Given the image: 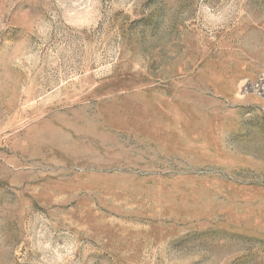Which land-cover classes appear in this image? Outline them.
Masks as SVG:
<instances>
[{"label":"rangeland","instance_id":"1","mask_svg":"<svg viewBox=\"0 0 264 264\" xmlns=\"http://www.w3.org/2000/svg\"><path fill=\"white\" fill-rule=\"evenodd\" d=\"M53 2L0 0V264L40 231L72 264H264V0H205L236 9L212 39L200 0H140L41 44Z\"/></svg>","mask_w":264,"mask_h":264},{"label":"clouds","instance_id":"2","mask_svg":"<svg viewBox=\"0 0 264 264\" xmlns=\"http://www.w3.org/2000/svg\"><path fill=\"white\" fill-rule=\"evenodd\" d=\"M105 6L110 12H105ZM138 6L143 7L140 0H105V3L101 0H54L52 7L46 10L49 18L33 19L27 30L30 37L43 44L53 30L52 21L59 19L76 31L91 30L97 27L106 14L119 12L135 19ZM235 11L231 2L214 7L205 0H200L197 15L208 37L212 39L215 33L230 22ZM38 60L39 52L31 41H25L22 37L15 41L9 57L13 66L28 67ZM33 248L39 254L42 264H72L79 241L72 235L56 240L46 231H40L36 233Z\"/></svg>","mask_w":264,"mask_h":264}]
</instances>
